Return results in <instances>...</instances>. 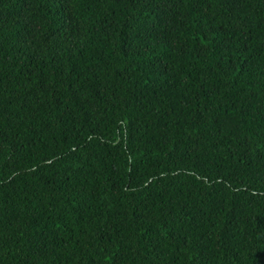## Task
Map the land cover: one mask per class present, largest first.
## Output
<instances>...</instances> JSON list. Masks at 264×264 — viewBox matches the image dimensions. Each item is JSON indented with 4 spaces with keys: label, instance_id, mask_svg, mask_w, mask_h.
I'll return each mask as SVG.
<instances>
[{
    "label": "trees",
    "instance_id": "trees-1",
    "mask_svg": "<svg viewBox=\"0 0 264 264\" xmlns=\"http://www.w3.org/2000/svg\"><path fill=\"white\" fill-rule=\"evenodd\" d=\"M0 264H264V0H0Z\"/></svg>",
    "mask_w": 264,
    "mask_h": 264
}]
</instances>
